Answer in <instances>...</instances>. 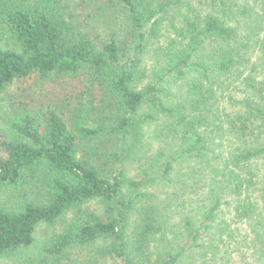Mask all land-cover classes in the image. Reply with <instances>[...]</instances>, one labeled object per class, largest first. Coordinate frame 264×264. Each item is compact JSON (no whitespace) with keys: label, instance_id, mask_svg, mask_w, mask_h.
Returning <instances> with one entry per match:
<instances>
[{"label":"trees","instance_id":"16d2710c","mask_svg":"<svg viewBox=\"0 0 264 264\" xmlns=\"http://www.w3.org/2000/svg\"><path fill=\"white\" fill-rule=\"evenodd\" d=\"M106 1L110 14H124L141 37L151 25L152 37L158 38L164 17L172 19L173 35L158 50L159 64L143 89H137L142 52L122 62L119 44L99 46L65 0H0V101L9 86L34 74L82 81L91 97L96 91L100 98L89 110L95 127L78 106L71 128L51 107L17 111L5 119L0 193L16 194L18 204L0 208V260L70 264L71 251L98 245L83 264L101 259L182 264L189 252L206 243L214 247V239L205 238L210 232L232 237L229 226L219 221L228 194L235 195L237 218L251 220L258 214L247 193L263 183L252 164L264 160V76L258 83L245 77L239 99L226 100L223 94L231 89V75L239 82L245 74L247 50L258 51L255 68L264 73V0H203L207 13L196 10L192 0ZM179 81L186 82L185 92L171 104L170 83ZM158 123L155 137L166 138L171 149L161 147L138 178L125 170L110 174L94 158L79 155L82 142L102 135L124 136L134 149L146 127ZM109 156L119 160L118 154ZM187 165L193 171H184ZM179 169L182 177L190 174L196 184L203 183L192 190L202 195L197 206L188 208L181 232L163 241L165 249L154 255L149 253L151 238L164 237L166 214L158 198L145 191L172 185ZM135 213L138 222L130 231ZM58 222L63 223L60 232L38 239L41 225Z\"/></svg>","mask_w":264,"mask_h":264},{"label":"rangeland","instance_id":"374dc122","mask_svg":"<svg viewBox=\"0 0 264 264\" xmlns=\"http://www.w3.org/2000/svg\"><path fill=\"white\" fill-rule=\"evenodd\" d=\"M69 6L70 14L80 20L81 24L88 31L90 37L95 42L102 46L106 43L115 42L119 44L123 58L122 62H128L137 59V53L142 52L141 63L138 73V87L143 89L149 83L150 76L155 67L159 64L157 56L158 50L162 47L164 41L173 35L172 19L165 16L159 36L152 37L153 31L151 25L145 26V37H141V33L137 31L134 25L127 20L126 16L110 14V8L106 0H65ZM193 5L203 12H209L207 3L203 0H192ZM203 6L202 9H200ZM135 30V31H134ZM137 31V32H136ZM136 32V33H135ZM10 47L19 50L11 40H7ZM142 48V50H141ZM245 67L241 68L245 72L240 76L238 82L237 75L233 74L227 79V83L231 84L230 91L223 95L226 100L230 96L241 98L245 90V77L251 76L256 83L262 81L264 73L262 68L257 70L255 65L258 61V51L251 48L245 52ZM239 72H241L239 70ZM56 79V78H55ZM186 82H171L170 89L172 99L170 103L182 100L183 92H185ZM86 83L79 80H50L43 78L39 74H34L26 80H20L7 88L0 101V136L3 133V125L5 119L17 111L38 112L40 109L51 107L55 109L60 116L66 121L71 128L72 118L76 111V107L84 110V117H89L91 124L89 126H97V119L89 116V110L93 108L94 101L99 102V97L96 91H92L96 97H91L86 91ZM243 85L244 87H239ZM251 92L252 88H248ZM78 108L77 110H80ZM78 114V113H77ZM71 121V122H70ZM161 129V124L149 125L145 129L144 139L141 144L132 149L129 139L124 136H105L102 135L98 139L82 142V147L79 152L81 157L87 156L94 158L93 160L101 166L104 171L110 174H116L119 171L125 170V173L131 178H138L150 169L154 163V159L158 157V150L161 147H166L167 150L171 146H166L167 139L156 138V132ZM161 136L162 134L159 133ZM110 154H118L119 160H110ZM192 165V164H191ZM253 171L261 177L263 183H259L256 187H251L249 193V202H253L256 206L258 214L251 220H241L236 217L234 202L235 195L228 194L225 199V205L219 212V221L225 222L222 226L230 231L231 238H227V234L221 232L220 235H212L211 232L206 236V241L214 239V247L201 249L197 248V252H189L182 264H264V160L256 161L252 164ZM157 169V168H156ZM180 172L173 178V184L167 187L154 186L147 189L149 193L158 199L163 212L166 214L163 217L165 222L164 237L163 233L151 238L152 242L149 248V253L157 254L165 249L163 241H167L175 234H179L182 230L183 220L187 215V210L197 206L199 197L202 193H195L192 190L203 186V183L196 184L197 178L193 175L188 177L181 176ZM184 171H193L190 166H184ZM191 178V179H190ZM204 178V177H203ZM232 190V189H231ZM229 192V191H227ZM242 190L241 199L246 200V195ZM18 204L16 194L11 192L0 193V208L10 209ZM258 206V207H257ZM139 213H135L131 218V230L138 222ZM63 223L58 222L56 225H41L38 229V239H46L47 237L58 233L62 230ZM261 232H260V231ZM260 234L263 237L260 239ZM223 240L220 242L219 240ZM220 243V244H219ZM219 244L218 246H216ZM98 245L91 250L78 249L71 251L70 264H83L90 257L91 252H96ZM0 264H14L13 260H0ZM100 264H115L111 259H101Z\"/></svg>","mask_w":264,"mask_h":264}]
</instances>
